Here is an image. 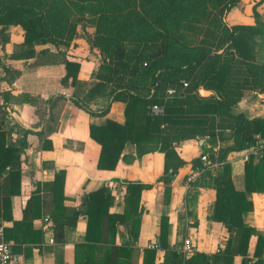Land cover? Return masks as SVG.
<instances>
[{
  "label": "trees",
  "instance_id": "1",
  "mask_svg": "<svg viewBox=\"0 0 264 264\" xmlns=\"http://www.w3.org/2000/svg\"><path fill=\"white\" fill-rule=\"evenodd\" d=\"M75 1L87 0H0V32L9 25H19L23 30L21 44L25 47L20 55L34 58V65L61 62L65 72L60 82L68 86L75 84L80 67L78 61L65 57V50L77 32L76 19L70 15L69 5ZM141 1L137 15H124L121 6L113 0L108 1L116 12L106 11L97 18L91 43L99 51H110V45L129 37L145 44L156 40L153 52L133 51L116 45L112 57L114 63L99 64L95 74L97 82L85 94L87 100L105 92L109 94V102L99 111L88 109L80 98L72 97L75 105L90 114H106L109 103L114 100L124 103L122 123L107 118L103 124H89V136L100 146L96 166L113 169L120 157L125 159L121 152L126 141L136 145L138 155L145 151L142 145L155 144L156 150L163 153V172L158 180L164 184L163 202L167 203L170 183L185 163L174 143L202 136L203 140L199 141L201 151L209 152L211 158L221 163L213 185L214 220L224 225L228 237L214 253L193 251L184 256L168 246V217L161 215L158 244L164 250L162 264H232L236 255L241 256L240 264H264V233L243 220L244 214L253 209L247 194L264 192V116L247 118L243 113L230 111L245 90L264 93V62L257 61L253 43L257 32H262L264 42V19L255 10L261 0L253 6L254 24H229L225 20L227 12L240 0ZM210 5L219 6V17L212 34L187 45L176 30L183 26L187 16L201 15ZM119 17L123 19L119 20ZM120 21V26L113 32L116 35L112 34L114 24ZM39 44H49L55 51L48 47L36 51L34 46ZM180 80H186L188 85L183 88ZM169 87L174 88L171 96L165 93ZM199 88L210 90L212 94L201 96ZM152 104L163 106V113H153ZM225 131L231 134L225 137ZM28 132L24 129L16 146L0 129V214L6 220H12L10 197L20 192V155L26 146ZM217 139L221 144L215 149ZM251 145L260 146L258 157L255 160L254 155L249 154L245 159L244 189L238 190L232 183L226 155ZM126 160L132 158L126 157ZM199 164V157L192 159L193 167ZM63 186L64 170H58L51 182L50 201L45 206L53 208V236L58 242L63 240L65 225H75L80 215L85 216L84 240L74 244V264H155L154 247H143L139 262L138 248L133 245L139 231L138 216L143 211L141 192L151 188V184L125 181L122 213L109 212L114 197L110 185L106 184L85 194L81 209L64 214ZM38 192L37 186L23 209V218L12 220V228H4L6 239L18 240L15 231L21 232L22 240L31 239L26 231L37 213L32 215L29 209L35 205L40 207ZM121 223L129 226L133 242L116 243L117 225ZM34 235L35 240L41 241L39 231ZM252 235L255 243L252 255L248 256ZM11 249L15 250L12 245Z\"/></svg>",
  "mask_w": 264,
  "mask_h": 264
},
{
  "label": "crops",
  "instance_id": "2",
  "mask_svg": "<svg viewBox=\"0 0 264 264\" xmlns=\"http://www.w3.org/2000/svg\"><path fill=\"white\" fill-rule=\"evenodd\" d=\"M258 1L240 0L230 8L225 20L229 24H254L253 6ZM255 10L264 18V0L255 6ZM10 28L15 29V26ZM8 41L10 42L0 45V53L3 52L5 56L0 63V129L5 132L6 139L16 146L19 145L24 129L30 131L25 135L26 146L20 155V192L10 197L12 220L19 221L23 218V209L37 186L40 203V207L35 205L29 209L32 215L37 213L26 231L31 239L22 240L20 231L14 233L19 237L18 240L7 239L15 249L12 252L17 264H74V244L84 240L86 219L84 215H80L75 225L64 226L61 242L54 239L51 216L53 208L45 206V203L50 201L51 182L58 170H64V214H71L72 209H81L84 195L106 184L110 185L111 195L114 197L109 212L122 213L125 181L151 184V188L141 192L140 204L143 211L138 216L139 231L133 243L139 251V262L142 248L154 243L157 245L155 264H162L164 250L158 244L161 215L168 217V246L178 253L189 256L193 251L206 254L217 251L228 237V232L221 222L214 220L215 176L205 172L198 175L189 186L185 184V177L193 168L192 159L198 157L201 151L199 140L186 139L174 143L175 150L185 163L172 179L169 199L164 203V184L158 180L163 172V153L156 150L155 144L142 145L141 148L145 151L138 155L136 145L126 141L121 152L125 159L120 157L113 169H99L96 166L100 146L90 138L89 124L100 125L107 118L119 123L124 121V103L121 101H111L104 115L90 114L72 101V97L76 96L94 112L109 102L107 92L90 100L85 97L88 89L97 82L95 74L101 60L99 50L88 45L77 29L71 45L65 50V57L78 61L80 67L75 84L68 86L60 83L65 72L61 62H50L47 66L44 63L41 66L34 65V58L20 55L25 49L20 44L22 31L15 43L11 33ZM43 47L48 45H35L34 49L37 51ZM258 47L254 45L256 55L263 50L260 46L258 51ZM48 48L55 51L53 47ZM57 63L59 66L55 68ZM57 95L62 97H56ZM230 111L233 114L243 113L247 118L263 117L264 93L245 90L242 98ZM38 132L43 134L39 135ZM259 147L251 145L227 153L226 161L230 164L232 183L236 189H244V161L249 154H253L256 160ZM126 157L132 160H126ZM247 196L252 200L253 209L244 214L243 220L264 233V192H252ZM2 219L4 228L13 227L12 220ZM117 230V244L133 242L128 225L118 224ZM37 231L41 233V241L34 239ZM187 237L192 246L189 251H183V239ZM254 243L255 236L252 235L249 239L248 256L252 255ZM240 259V255L234 256L232 264H240Z\"/></svg>",
  "mask_w": 264,
  "mask_h": 264
},
{
  "label": "rangeland",
  "instance_id": "3",
  "mask_svg": "<svg viewBox=\"0 0 264 264\" xmlns=\"http://www.w3.org/2000/svg\"><path fill=\"white\" fill-rule=\"evenodd\" d=\"M110 0H87L85 2L75 1L72 2L70 5V15L76 19L77 23V29L78 31L84 36V38L87 41V44L92 46L91 40L93 37V32L95 29V23L97 21V18L99 16L105 15L104 13L106 11H115L109 6ZM113 2L117 3L119 6L123 8L122 13L124 15H135L137 11L140 8L141 0H134V1H128V2H120L118 0H113ZM121 14V12H119ZM137 15V14H136ZM219 17V6H208L206 11L203 12V14L198 15L196 17H190L187 16V18L182 23V27L176 30L177 35H180L185 43L187 45H193L197 43L199 39L202 37H210L212 34V31L214 30L215 23L218 21ZM123 17H119V20H122ZM264 19V18H262ZM121 24L118 22L117 24H114V28L111 29L112 34H115L117 30V27H119ZM259 24V22H258ZM10 26H15V29L10 28ZM10 28V30H8ZM20 31L23 30L19 25H9L5 31L0 32V45H4L9 40L10 33L13 36V43L18 39ZM77 33V32H76ZM116 35V34H115ZM262 32H257L254 35L253 43L255 46L258 47V51L260 50V46L263 47V50L257 53L256 58L258 57L257 61H263L264 62V42L262 39ZM152 43L145 44L144 42H139L135 38H127L126 40H122V42L115 43L113 45H110V51L104 50L99 51L100 52V64L103 62V65H107L108 63H114L112 57L114 53V49L116 45H122L124 48L128 50H144L146 52L152 53L153 49L157 46V41H151ZM21 44V42H20ZM42 45V44H39ZM48 45V47H51L49 44H43ZM153 46V47H152ZM96 48V47H95ZM97 49V48H96ZM98 50V49H97ZM5 59L4 53H0V63L2 60ZM51 64L49 61L45 62L43 65L47 66ZM42 64H40L41 66ZM57 65H54L55 68H57ZM61 83V82H60ZM108 87H111V84H108Z\"/></svg>",
  "mask_w": 264,
  "mask_h": 264
},
{
  "label": "built area",
  "instance_id": "4",
  "mask_svg": "<svg viewBox=\"0 0 264 264\" xmlns=\"http://www.w3.org/2000/svg\"><path fill=\"white\" fill-rule=\"evenodd\" d=\"M181 86L184 88L188 85V82L186 80H180ZM167 96H171L174 93V88L169 87L165 91ZM150 109L153 113L162 114L163 113V106L158 104H152L150 106ZM221 142L217 139L215 144V149H217L220 146ZM216 156V153L213 154ZM199 161L200 164L193 167L192 170L187 174L185 177V184L189 186L191 182L195 180V178L203 174L205 172H208L210 175L216 176L219 172L220 168V162L214 158L210 157V153L207 151H200L199 155ZM192 243L190 239L184 238L183 244H182V250L183 251H189L191 249ZM146 247H154L157 248V245L154 243L148 244ZM0 264H17L16 256L12 252L11 246L9 241L6 239L4 234V223L2 216L0 214Z\"/></svg>",
  "mask_w": 264,
  "mask_h": 264
},
{
  "label": "water",
  "instance_id": "5",
  "mask_svg": "<svg viewBox=\"0 0 264 264\" xmlns=\"http://www.w3.org/2000/svg\"><path fill=\"white\" fill-rule=\"evenodd\" d=\"M198 93H199L201 96H208V95H210L212 92H211L210 90H207V89H204V88H199V89H198ZM230 134H231L230 131H225L224 136H225V137H228ZM198 140H199V141H202V140H203V137H202V136L198 137Z\"/></svg>",
  "mask_w": 264,
  "mask_h": 264
}]
</instances>
